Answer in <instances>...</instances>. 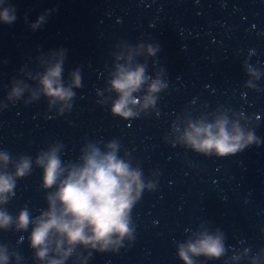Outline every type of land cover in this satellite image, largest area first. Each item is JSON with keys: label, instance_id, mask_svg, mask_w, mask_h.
<instances>
[{"label": "water", "instance_id": "water-1", "mask_svg": "<svg viewBox=\"0 0 264 264\" xmlns=\"http://www.w3.org/2000/svg\"><path fill=\"white\" fill-rule=\"evenodd\" d=\"M12 6L16 21L0 22V175L14 182L0 196L10 217L0 264H187L181 247L205 237H219L222 251H188L192 264H264V0H4L0 12ZM61 58L74 95L52 103L41 80ZM140 67L132 115L115 114L112 82L120 68ZM219 120L254 142L227 154L188 142L191 126ZM110 144L143 185L130 234L103 250L65 241L57 251L54 237L41 258L32 221L58 186L45 187L38 161L55 150L66 176Z\"/></svg>", "mask_w": 264, "mask_h": 264}, {"label": "clouds", "instance_id": "clouds-1", "mask_svg": "<svg viewBox=\"0 0 264 264\" xmlns=\"http://www.w3.org/2000/svg\"><path fill=\"white\" fill-rule=\"evenodd\" d=\"M4 0H0L2 6ZM16 8H4L0 12V22L12 25L16 19ZM39 24L33 25L38 27ZM156 50L149 49L154 55ZM63 59L50 67L42 78L44 92L56 101L70 100L74 93L71 88H65L61 83ZM79 77L77 76V80ZM145 83L144 69L120 68L112 87L119 93L120 98L115 102L113 112L125 117L132 115L130 104L137 103L132 93L140 89ZM160 87L159 82L152 85L151 90ZM20 89L14 94L19 95ZM225 120H219L215 125L200 124L191 126L186 134L188 142L199 151L217 154H227L238 151L254 142L255 138L249 134L247 138L239 129L229 131ZM246 141V142H245ZM111 152L104 155L98 149L92 148L84 157L82 166H73L65 176L66 169L55 150L47 153L38 163L44 168V185L47 188L58 186V191L49 197L50 210L32 221L35 227L32 231L33 247L41 249L38 255L44 258L49 246L56 239L57 251L67 241L69 245L98 243L106 246L113 243V237L121 239L130 234L129 213L135 203L133 191L139 194L143 188L140 173L132 171L129 165L117 158L116 145L110 144ZM7 162V155L0 156ZM30 167V161L25 159L18 166L17 175L23 176ZM14 186L13 178L0 175V196ZM20 227L27 228L30 222L27 211L21 213ZM10 217L0 213V226H4ZM188 251L199 254L218 255L222 251L219 237H205L197 244L189 245L185 250L181 247V258L188 260ZM0 262H6V257H0ZM50 264H62L53 260Z\"/></svg>", "mask_w": 264, "mask_h": 264}]
</instances>
